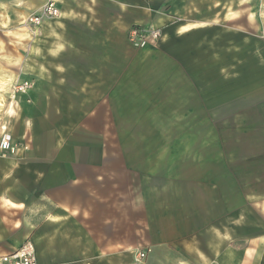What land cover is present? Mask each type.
<instances>
[{
	"label": "rangeland",
	"instance_id": "374dc122",
	"mask_svg": "<svg viewBox=\"0 0 264 264\" xmlns=\"http://www.w3.org/2000/svg\"><path fill=\"white\" fill-rule=\"evenodd\" d=\"M42 6L0 0V141L4 133L11 137L10 149L0 148V178H7L0 180V231L10 228L19 239L15 246L0 242V256L31 239L30 191L47 161L68 158L77 151L67 149L83 146L106 147L105 157L93 152L91 158L120 167L127 160L136 172L122 174L133 178L121 175L120 188L146 190L151 203L166 204L169 225L182 217L190 221L191 212L184 215L181 206L192 192L200 199L227 192L231 229L239 226L237 214L245 205L250 215L242 220L256 222L254 199L264 194V9L258 0H198L194 16L166 8L159 18L131 24L119 33V49L112 55L103 49L101 102L85 104L70 102L83 99L71 96V89L48 84L59 80L61 73L52 70L63 59L48 53L45 21L25 22ZM191 19L197 28L182 27ZM137 25L160 27L162 37L137 48L128 34ZM21 27L31 35L18 37ZM58 145L71 147L58 152ZM15 190L26 203L14 204ZM211 211L202 224L220 219ZM41 239L38 262L47 264ZM134 246L120 254L119 264H146L152 248ZM177 250L170 252L183 254Z\"/></svg>",
	"mask_w": 264,
	"mask_h": 264
},
{
	"label": "crops",
	"instance_id": "0c3cea01",
	"mask_svg": "<svg viewBox=\"0 0 264 264\" xmlns=\"http://www.w3.org/2000/svg\"><path fill=\"white\" fill-rule=\"evenodd\" d=\"M47 1L26 0V3L39 9ZM56 1L61 14L56 20L45 21L43 30L48 53L63 60L56 66L54 63L52 70L61 73L59 80L48 84L50 87L71 89V96L83 99L70 102L82 104L101 102L104 71L101 56L104 55V48L105 53L111 55L113 50L119 49L120 32L124 34L131 24L150 22L166 8L173 15H192L194 11L191 9L196 8L198 2ZM258 7L264 9V0H258ZM170 14H165L162 19L169 20ZM184 23L182 27L188 26L190 30L197 28L198 22L191 19ZM27 29L19 28L18 37H29L31 33ZM63 147L71 146L58 145L57 151H64ZM104 148L91 145L78 150L67 149L77 152L68 158L57 155L47 161L46 172H39L40 176L33 181L30 191V240L35 242L36 248L38 246L37 253L41 255V238L46 240L47 264H119L120 254L126 253L127 247H135V242L143 244L144 248H152L146 264H264V194H258L254 199L258 220L254 223L242 220V217L250 215L245 205L237 214L241 217L239 226L231 229L232 214L227 192L208 193L201 199L192 192L189 202L187 199L181 206L184 215L191 212L188 213L190 221L184 223L182 217L183 223L174 224V227L167 223L166 204L151 203L146 190L131 192L120 188L124 182L121 177L125 176L122 174L132 176L136 172L127 160L120 167L118 161L91 158L93 152H97L95 157H105L107 149ZM125 178L131 180L133 177ZM4 179L7 178H0ZM12 195L14 204L26 203L16 190ZM211 210L220 219H207L206 224H202V219L210 215ZM248 226L255 233L249 234ZM11 228L15 232L16 223ZM174 231L180 234H169ZM2 241L15 246L19 239L9 228L0 231ZM121 247L123 249L119 250ZM72 248H77V257H72ZM174 248L183 254H172L170 250Z\"/></svg>",
	"mask_w": 264,
	"mask_h": 264
},
{
	"label": "built area",
	"instance_id": "2783aa9c",
	"mask_svg": "<svg viewBox=\"0 0 264 264\" xmlns=\"http://www.w3.org/2000/svg\"><path fill=\"white\" fill-rule=\"evenodd\" d=\"M61 14L60 7L56 0L47 1L38 12H34L27 16L25 22L29 25H41L47 19H54ZM162 29L160 27L133 26L129 28V41L137 48H145L155 43L162 37ZM11 137L4 133L1 141V149H10ZM139 257L144 258L146 251H139ZM0 264H39L36 247L33 241H24L13 252L0 256Z\"/></svg>",
	"mask_w": 264,
	"mask_h": 264
}]
</instances>
